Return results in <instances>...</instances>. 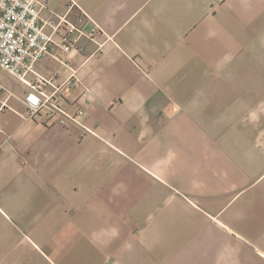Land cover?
<instances>
[{"label":"crops","instance_id":"obj_1","mask_svg":"<svg viewBox=\"0 0 264 264\" xmlns=\"http://www.w3.org/2000/svg\"><path fill=\"white\" fill-rule=\"evenodd\" d=\"M37 2L99 30L35 63L79 123L0 68V264H264V0Z\"/></svg>","mask_w":264,"mask_h":264},{"label":"built area","instance_id":"obj_2","mask_svg":"<svg viewBox=\"0 0 264 264\" xmlns=\"http://www.w3.org/2000/svg\"><path fill=\"white\" fill-rule=\"evenodd\" d=\"M98 30L92 20L85 29L64 15L42 18L37 0H0V68L29 86L23 97L29 117L43 111L49 122L64 126L79 123L84 110L75 103L64 105L59 94L61 87L74 85L76 80L70 78L60 83L55 76L43 78L36 73L35 63L45 55L58 57L59 50L68 52L75 48L79 36L94 39ZM29 73L36 77L33 82L25 78ZM85 131L93 133L90 129Z\"/></svg>","mask_w":264,"mask_h":264},{"label":"rangeland","instance_id":"obj_3","mask_svg":"<svg viewBox=\"0 0 264 264\" xmlns=\"http://www.w3.org/2000/svg\"><path fill=\"white\" fill-rule=\"evenodd\" d=\"M47 29H49V28H47ZM90 133V132H89Z\"/></svg>","mask_w":264,"mask_h":264}]
</instances>
